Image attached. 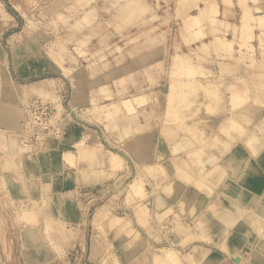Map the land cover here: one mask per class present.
Segmentation results:
<instances>
[{
  "label": "rangeland",
  "instance_id": "obj_1",
  "mask_svg": "<svg viewBox=\"0 0 264 264\" xmlns=\"http://www.w3.org/2000/svg\"><path fill=\"white\" fill-rule=\"evenodd\" d=\"M120 1L0 0V131L1 126H5L1 120L2 117L12 122L9 131L0 132V180L4 171L10 170L11 167L20 169L22 161L25 158L30 160L32 156H38L42 164L48 167L52 162L54 163L59 159L66 160L71 166L76 165L73 163L76 162L75 160L86 162L89 167L96 165L100 170L99 175H97L100 180L96 181L94 185L76 186L68 171H64L57 176L66 180L65 186H62L67 191H65L66 197H68V200L75 201L78 209L86 215L85 221L87 223L91 222L92 215H94L95 221H105L106 215L112 214L111 211L117 215L125 216L124 218L129 220H121L119 225H122V229H125L127 225L129 228L131 225L150 228V223H152L151 226L154 225L155 228L165 226L168 229L172 228V232L179 233L182 222H180L181 217L177 216L176 211H174L178 209L174 204L169 203L168 214L161 216L155 214L153 209L150 208L145 215L148 223L142 224L139 222L137 214L145 207L144 205L147 203L145 200L159 193L158 191L153 193V187L155 188V181L158 182L157 184H159V181L162 182V178L159 176L161 173L155 172L151 175L147 171L149 165L146 166L143 163L138 165L139 163L135 160L132 166L129 165L128 161H125L123 153L126 154V157H129L130 151H128V148L131 150L132 146L138 145L137 137L131 136L132 133L143 136L142 134L145 131L148 133L155 129L161 131V134L162 128H172L173 131L178 133L182 130L180 132L182 134L179 138L181 140L179 147H191L194 151L199 149L202 152L195 154L192 151L191 156L187 153V158L184 152L178 154V151H171L175 154L172 160L173 164L174 166L176 163L181 164L183 167L185 158L188 161L186 168L188 167L187 170H190L189 174L191 175V171L194 174L199 173L200 165L197 162L199 158H205L207 154L216 155L219 158L224 154L226 151L225 146L221 145L219 149L221 141L231 140L232 145L236 142L243 144L247 142V140H240V132L232 131L231 134L234 137L232 140L231 136L219 130L223 119L229 117L230 114L240 122L244 128L243 133L259 135L264 140V76L257 75V73H264V20H262V24L259 22L260 18H257L259 12H264V1L258 0L259 2L254 3L253 0H241V2H245V6L250 3L249 7L255 13V15L252 12L249 15H243L241 9L244 7L241 6L244 3L239 1L241 3L239 5L238 0H209L208 5L203 4L204 1L202 0H186V2L185 0H145L150 9L147 15L154 14V19L150 18L147 23L143 22L135 27L125 29L124 36H119L121 34H117V31L111 25L116 21L114 11ZM85 2H93L92 5L95 7L94 16L87 21L82 20L80 17L89 5L83 6ZM254 5H257L259 9L258 7L255 9ZM205 6L212 10L213 7L215 9L218 6L217 10L215 9L216 14L213 13L214 10L208 13L209 17L213 18L212 21L207 18L202 29L205 35L201 39L190 41V44H188L182 37L183 31L180 21L186 17L185 15L202 13ZM225 8L229 9L227 13ZM222 10L224 11L222 12ZM228 15L230 16L228 17ZM251 15L256 17L254 18ZM109 19H111L110 22H114H111L108 26L105 22ZM242 19L245 24L244 22L240 23L243 21ZM230 23H232L231 26H228ZM236 27L239 28V31ZM240 27L241 30H245V33H242ZM244 27L245 29H243ZM212 30L213 32H211ZM85 33L89 35L86 42L76 44L79 39H85ZM154 36H159L164 48V56L156 62L158 67L149 66L156 61V58L152 56L151 59L146 58L147 68L142 69L140 73L138 71L131 73L122 71L123 65L125 67L128 64L135 65V62L138 65V57L135 56L139 54L140 46L146 47L148 52L154 50L155 43L152 39ZM213 36H219V39L225 37L230 39V42L233 41L231 43L233 49L231 53L217 52L213 50L210 43L211 48L209 47L208 50L203 52L198 49L202 42H210ZM75 45L78 46V50L75 49ZM181 47L184 52L190 54L192 52L190 61L198 66L197 73H188L191 75L189 78L195 75L196 79L193 81L202 82L206 88L202 91L192 92L188 89L189 86L183 82H188L189 79L183 81L178 79L179 81L177 80L174 89L176 94L172 97V104H170V99L168 100L169 65L172 62V56L176 51L180 52ZM58 50L63 53L61 54V65H65L68 70H65L56 62L60 58ZM151 55H153V52ZM59 68H61V71ZM113 68L115 71L112 70ZM154 68H157V71L159 70L161 73L149 71L155 70ZM187 69L188 67H183L181 71L186 73L188 72ZM65 81L67 84H65ZM67 86H69V89H67ZM207 88L208 91H206ZM234 92L242 95V97L245 96L243 104L241 103L237 107L230 103L231 93ZM140 93H146L148 97L144 98L140 104L134 102V111L123 110L116 115L113 114L112 118L103 115L105 111L110 109L113 101L119 103L122 98H131L133 95ZM33 100H40L55 109L54 113L52 110L51 115L53 117L51 120L53 119L54 124H61L62 129L60 132L63 131L61 136L51 132L49 126H46L47 129L44 130L43 126L32 122L26 104ZM2 105L7 108V111L2 112ZM93 105L105 106L92 109ZM170 107L173 114L167 115L168 112H171L168 111ZM79 120L86 122L85 125L88 128L97 130L101 136V141H97L100 150L96 153L97 155L84 159L78 156L75 149L68 147L66 151L72 152L74 155L71 160H68L62 152V149H64L62 140H64L70 126L76 125ZM25 123L31 127L29 126V128ZM186 123L190 126L193 125L192 128H194L188 130ZM56 125L51 126L52 129H55ZM124 127L131 129L124 133ZM28 128L30 131H28ZM42 133L48 134L43 135ZM3 134H5V137ZM163 138L170 145L171 139L176 138V136L166 135ZM86 143L88 142L86 141ZM23 144L29 150L28 153L18 152L22 147L24 149ZM161 144L160 151L163 153L166 144L163 145V142ZM110 153L118 155L117 159L119 158L128 165H126L123 172H117L118 168L111 166V164L109 172L105 171L106 159L110 163ZM29 154L31 156L28 157ZM179 156L183 159L178 160L176 157ZM211 164L208 160L203 166L205 165L208 169ZM213 170L208 174H205L203 170L201 172L202 177L196 178V181H191L192 183L189 185L194 186L197 191H201L207 186L203 184L208 183L207 180L213 174H216L219 169ZM175 176L179 177L181 182H184L180 175ZM135 177H137V180L134 181L137 182H133V184L140 185L141 183V186L143 185L149 194L141 198L140 195L142 194L132 191L128 195V200H126L127 192L119 185L122 182L128 183ZM148 178H152V182ZM208 187L210 186L208 185ZM208 187L206 190L211 192ZM133 194L136 195V198ZM44 204H46L45 201ZM100 205H106L104 207L109 212H105L106 209H100ZM9 207L14 208L18 212L17 214L20 215L19 219L26 222L25 215L27 209L30 208L22 202L11 204L7 201L4 195V184L0 182V209ZM36 208L38 207L36 206ZM97 211L102 212V214L95 217ZM103 213H106V215ZM44 225L45 236L52 244L56 240L54 239L55 234L60 237V240L65 239L63 234L60 233L63 226L58 220L45 216ZM35 234L34 232L28 233L32 239H35ZM164 234L166 235V232L160 234V238L154 236L158 245L162 243L161 241H165L163 239L165 238ZM39 241L35 239L37 245ZM188 241H190L189 238L185 239L184 243ZM172 242L173 246H170L179 253L176 242ZM114 264H117V262L115 261Z\"/></svg>",
  "mask_w": 264,
  "mask_h": 264
},
{
  "label": "crops",
  "instance_id": "obj_2",
  "mask_svg": "<svg viewBox=\"0 0 264 264\" xmlns=\"http://www.w3.org/2000/svg\"><path fill=\"white\" fill-rule=\"evenodd\" d=\"M226 10L229 11L228 8H225ZM152 39L155 43L154 50L148 52L146 47L140 46V52L136 56L138 65L136 63L126 67L123 65L122 71L131 73L139 70L140 73L147 66L146 58L151 59L152 56L156 58V61L149 66H154L158 60L162 59L164 56L162 41L160 42L159 36H154ZM152 52L153 55H151ZM59 69L61 71V68ZM154 69L149 71L161 73L157 71V68ZM112 70L115 71L114 68ZM107 71L109 72V69ZM65 84H67L66 81ZM85 123L79 120L76 125L70 126L62 141L64 150H68L72 142L81 137H85L88 143L95 145L97 141H101L97 130L87 128ZM142 135L133 133L131 136L137 137L144 145L138 142L136 146L131 145V150L128 148L129 157L123 153L129 165L132 166L134 160L141 165L134 152L139 147V154L143 151L148 154L146 146L148 143H152L155 147L153 155L164 156V163L173 160L174 154H170L169 145L164 140L161 131L156 129L148 133L145 131ZM162 142L166 144L163 153L160 151ZM75 161L76 165L71 166L66 160L59 159L48 167L42 164L38 156H32L30 160L25 158L22 161L20 169L11 167L10 170L2 173L0 182L4 184V195L7 201L11 204L22 202L30 209H27L25 215L26 222L19 219L20 215L14 208L0 209V264H114L115 261L117 264H153L150 250L156 249L155 246L158 244L154 239L155 227L151 226L152 223L150 228L131 225L129 229H121L118 226H110L104 220L95 221L94 215L91 217V222L87 223L86 215L78 209L75 201L68 200L66 190L62 187L65 186L66 180L59 178L58 174L64 171L70 172L73 183L78 187L94 185L100 180L97 178L100 172L98 166L89 167L86 162ZM108 161L106 159V172L110 170ZM215 163L218 164L219 170L208 179L205 188L197 191L194 186L187 185L179 193L188 203L191 202L190 209L187 208L186 212L174 210L177 216L181 217L180 222L188 233L195 232L205 236V239L198 237L185 244L182 240L189 236L186 237L185 234L177 236L172 233V239L177 240L178 243H176V248L185 258L192 256L196 261L202 254H206L217 260V257L225 258L230 264H264V243L257 240L258 232L256 227L251 225L252 221L258 219L259 213H262L258 204L264 205V147L257 156H253L245 144L236 142ZM159 176L163 181V177ZM148 179L152 182V178ZM208 185L212 188V192L206 190ZM174 192L167 194L161 191L158 193L163 207L169 206V203L175 205L176 189ZM42 205L45 207L43 208ZM167 211L165 209L161 215L168 214ZM153 212L155 213L154 210ZM45 216L58 220L62 224L63 228L60 229V233L65 239L60 240L57 234H55L54 239L56 240L53 244L47 239L44 231ZM232 216L236 217V220ZM169 229L172 231V228ZM29 232L36 233L37 238L35 239L40 240L38 245L34 238H30ZM185 258H182L184 264H194L189 261V258Z\"/></svg>",
  "mask_w": 264,
  "mask_h": 264
},
{
  "label": "bare ground",
  "instance_id": "obj_3",
  "mask_svg": "<svg viewBox=\"0 0 264 264\" xmlns=\"http://www.w3.org/2000/svg\"><path fill=\"white\" fill-rule=\"evenodd\" d=\"M93 1H95L96 2V0H93ZM120 1V0H119ZM181 1V0H180ZM189 1V0H188ZM192 1V0H191ZM193 1H197V0H193ZM202 1H204V3L203 4H209L208 2H209V0H202ZM239 1L241 2V0H238V3H239ZM262 1H264V0H262ZM90 2V1H89ZM89 2H85L84 3V5L83 6H85V5H87V4H89L88 5V7L86 8V10H85V12H84V14L83 15H81L80 17H81V19L82 20H91V18L94 16V14H95V7L92 5V3L93 2H91V3H89ZM185 2H186V0H185ZM228 2V1H227ZM231 2V1H230ZM253 2L254 3H256V2H259L258 0H253ZM109 3V2H108ZM108 3H105L106 5L108 4ZM241 3H244V4H242V6L241 7H244V8H242L241 10H242V12H243V15H249V14H251V12L253 13V11H251V7H249L251 4L249 3V5H247V6H245V2H241ZM241 3H239V5L241 4ZM2 4V3H1ZM211 4V3H210ZM231 4V3H230ZM105 5V6H106ZM206 5V6H207ZM216 5H217V3H216ZM228 5V4H227ZM185 6V5H184ZM190 6V5H189ZM197 6V5H196ZM206 6H205V9H204V11L202 12V13H195V14H193V13H191V15H189V16H187V15H185L186 17L185 18H182L183 20L182 21H180V26H181V29H182V31H183V34H182V37H183V39H184V41L186 42V43H188V44H190V41H193V40H195V39H201V37H203L204 35H205V32L204 31H202V29L204 28V26H205V23H206V21H207V18L210 20V21H212L211 19L213 18H210L209 17V15H208V13L210 12V11H213V13L215 12V14H216V11H215V9L217 10V8H218V6H217V8L215 7V9H214V7H213V10L212 9H210L209 7H207L206 8ZM255 6V9H257V5H254ZM253 6V7H254ZM200 8H201V6H199ZM187 8L189 9V7H188V5H187ZM197 8H198V6H197ZM211 8H212V6H211ZM258 9H259V7H258ZM82 11V10H81ZM150 11V9H149V5L145 2V0H121L120 2H119V5L118 6H116V10L114 11V14H115V17H116V21L114 22V21H111V22H114L112 25H111V27L114 29V30H116L117 32V34H121V35H119V36H124V30L125 29H129L130 27H135L136 25H140V24H142L143 22L144 23H147L148 21H150V18L152 19H154V14H152V15H147V13ZM187 11V10H186ZM199 11V10H198ZM8 12V11H7ZM189 12V11H188ZM187 12V13H188ZM226 13L228 12L227 10L225 11ZM224 12V13H225ZM211 13V12H210ZM212 13V14H213ZM225 13V14H226ZM114 14H113V16H114ZM217 14H218V11H217ZM241 14V13H240ZM242 15V14H241ZM240 15V16H241ZM253 15H255V13H253ZM253 15H251L252 17H254ZM210 16H212V15H210ZM217 16V15H216ZM216 16H214V17H216ZM226 16H227V14H226ZM225 16V17H226ZM230 15H228V17H229ZM258 17L257 18H260L258 21L259 22H261L262 23V20H264V12L262 11V12H259L258 13V15H257ZM79 17V18H80ZM242 17V16H241ZM256 17V16H255ZM254 17V18H255ZM261 18H263V19H261ZM80 19V20H81ZM216 19V18H215ZM214 19V20H215ZM245 19V18H244ZM76 20H78V19H76ZM110 20L111 19H109V21H107V22H105L106 23V25H110ZM226 20H228V19H226ZM243 20V19H242ZM250 20V19H249ZM218 21V20H217ZM240 21H241V19H240ZM71 22V21H70ZM220 22H222V21H220ZM229 22H230V20H229ZM244 22V20L242 21V22H240V23H243ZM249 22V21H248ZM253 22H254V19H253ZM15 23V22H14ZM80 24V23H79ZM231 24L232 23H230L228 26H231ZM244 24H245V22H244ZM248 24V23H247ZM252 24V23H251ZM257 24H258V22H257ZM263 24V23H262ZM234 25V24H233ZM240 25V24H239ZM249 25V24H248ZM253 25V24H252ZM261 25V24H260ZM259 25V26H260ZM238 26V25H237ZM244 26V25H243ZM248 27V26H247ZM246 27V28H247ZM261 27V26H260ZM41 28V27H40ZM228 28V27H227ZM231 28V27H230ZM236 28H238V27H236ZM226 29V28H225ZM232 29V28H231ZM243 29H245V27L243 28ZM249 29V28H248ZM221 31H222V29H220ZM235 30V29H234ZM238 31H239V28L237 29ZM240 30H241V27H240ZM247 30V29H246ZM59 31V30H58ZM242 31V33H245V30H241ZM240 31V32H241ZM211 32H213V30L211 31ZM223 32V31H222ZM226 32V31H225ZM247 32V31H246ZM241 34V33H240ZM51 35V34H50ZM157 35V34H156ZM213 35H215L214 33H213ZM89 35L87 34V33H85V36H84V38L85 39H79L77 42H76V44H78V43H84V42H86V38L88 37ZM221 36V35H220ZM219 37V36H218ZM218 37H216V36H213V39H211L210 40V42H202L201 44V46H199L198 47V49H200V50H202L203 52L204 51H206V50H208L209 49V47L211 48V46L209 45V43L212 45V47H213V50H215V51H225V52H228V53H231V50H233L232 49V42H230V39H228V38H225V37H223V39H219ZM221 38V37H220ZM225 38V39H224ZM76 46V45H75ZM179 47V46H178ZM75 49H77L78 50V46H76V48ZM143 49V48H142ZM59 51V55H60V58L56 61L60 66H62V68H64L65 70H68L67 68H66V66L65 65H61V60H62V58H61V54H63L62 53V51L61 50H58ZM191 54H192V52H191ZM191 54L190 53H187V52H184L183 51V49H182V47H181V49H180V52L179 51H176V53L172 56V62H171V64L169 65L170 67H169V77H170V81H169V83H168V89H169V94H168V100H169V103L170 104H172V97L176 94L175 93V91H174V89L176 88L175 86H176V83H177V80L178 79H180V80H184V79H189L190 81H183L185 84H187L189 87H188V89H190L192 92H195V91H202V90H204V88H206V86L202 83V82H200V81H193L194 79H196V77H195V75H194V77H191V78H189L191 75L190 74H188V73H191V72H196L197 73V68H198V66H196V65H194L193 63H191ZM104 56V55H103ZM200 56V55H199ZM136 57V56H135ZM64 58V57H63ZM133 61V60H132ZM167 62V61H166ZM134 63V62H133ZM136 63V62H135ZM129 65V64H128ZM156 65V64H155ZM154 65V66H155ZM157 66V65H156ZM168 66V65H167ZM192 66V67H191ZM158 67V66H157ZM186 68V67H188V69H187V71L188 72H186V73H184V72H182V71H184L183 69H182V71H181V68ZM147 68V67H146ZM213 69H215V68H213ZM138 70V69H137ZM241 70V69H240ZM96 71V70H95ZM139 71V70H138ZM252 72H254V71H252ZM195 73V74H196ZM213 75V74H212ZM253 75V74H252ZM257 75H259V76H264V73H257ZM256 75V76H257ZM135 76H137V75H135ZM230 76V75H229ZM255 77V76H254ZM155 79V78H154ZM200 80V79H199ZM179 81V80H178ZM151 85V84H150ZM158 85V84H157ZM165 85V84H164ZM186 85V86H187ZM139 88V87H138ZM247 90V89H246ZM206 91H208V88L206 89ZM252 93V92H251ZM250 93V94H251ZM8 95V94H7ZM109 96V95H108ZM244 96V95H243ZM146 97H148V94H146V93H140V94H137V95H133L131 98H122V99H120V101H119V103L118 102H115V101H113L112 103H111V105H110V109H108L107 111H105L104 113H103V115H105L107 118H112L111 116H113V114L114 115H116V114H118L119 112H121V111H123V110H127V111H134V109H135V107L133 106V103L134 102H136V103H138V104H140V102L142 101V100H144V98H146ZM247 98H249V97H247ZM246 98V99H247ZM245 99V96L244 97H242V95H239V94H237V93H231V97H230V103L234 106V107H237V105H240L241 103L243 104V100ZM91 100V99H90ZM228 100H229V98H228ZM91 101H93V100H91ZM91 101H89V102H91ZM110 101V100H109ZM30 103V102H29ZM142 103V102H141ZM244 103H246V102H244ZM249 103V102H248ZM263 103V102H262ZM8 104V103H7ZM251 104V103H250ZM264 104V103H263ZM27 105V104H26ZM252 105V104H251ZM63 106V105H62ZM105 105H93L92 107V109H94V108H102V107H104ZM243 106V105H242ZM261 106V105H260ZM18 107V106H17ZM64 107V106H63ZM259 107V106H258ZM239 108V107H238ZM237 108V109H238ZM241 108V107H240ZM260 108V107H259ZM1 109H2V112L3 111H7V108L5 107V106H1ZM27 109V108H26ZM64 109V108H63ZM171 109V107L168 109V111H171L170 110ZM250 109V108H249ZM101 110V109H100ZM63 111V110H62ZM232 111V110H231ZM233 112V111H232ZM172 113V111L171 112H168V114L167 115H170ZM234 113V112H233ZM236 113V112H235ZM241 113V112H240ZM61 114V113H60ZM72 114V113H71ZM173 114V113H172ZM55 115V114H54ZM64 116V115H63ZM29 117L33 120V118L31 117V115L29 114ZM53 116H51V118H52ZM232 117V118H231ZM51 118L49 119V121H48V123H39V125H41V126H43V129L45 130V128L47 129V127L46 126H49L50 127V131L51 132H53V133H55V134H58L59 136H61V134H63V133H61L60 131H61V129H60V127H61V124L60 123H56V124H54V122H52V120H51ZM231 118V119H230ZM239 118V117H238ZM58 119V118H57ZM1 120L3 121V123H4V125L5 126H1V131L0 132H6V131H9L10 129L9 128H11L10 126L12 125L11 123V121L10 120H7L6 118H4V117H2L1 118ZM250 120V119H249ZM28 121V120H27ZM29 121H31L30 119H29ZM61 121V120H60ZM33 123H35L36 124V121H32ZM190 122V121H189ZM230 122V123H229ZM30 123V122H29ZM253 123V122H252ZM26 124V123H25ZM173 124V123H172ZM176 124V123H175ZM193 124V123H192ZM8 125V126H7ZM26 125H28V124H26ZM53 125H56L55 126V129L53 128L52 129V127L51 126H53ZM30 125H28V127H29ZM193 126V125H192ZM192 126H190L188 123H186V128L188 129V130H190L191 128H192ZM243 126H245V125H243ZM31 127V126H30ZM29 127V128H30ZM28 128V131H30V129ZM68 128V127H67ZM88 128V127H87ZM194 128V127H193ZM192 128V129H193ZM246 128V127H245ZM37 129H39V128H37ZM130 129L131 128H126V127H124L123 128V130H124V133L125 132H127L128 130L130 131ZM183 129V128H182ZM178 130V129H177ZM219 130L222 132V133H224V134H228V136H231V139L233 140L234 139V137L232 136V134H231V132L233 131V132H240V140L241 139H243V140H247V142L245 143V145L247 146V148H248V150L250 151V154L251 155H253V156H257L258 154H259V152L261 151V149H262V147H264V140H263V137H261V136H259V135H254V134H250V135H247V134H249V133H243V131H244V128L241 126V124H240V122L237 120V118L235 117V116H231V114H230V116L229 117H226V118H224L223 119V121L221 122V125H220V128H219ZM82 132V131H81ZM180 132H182V130L180 131ZM178 133V132H175V131H173V129L172 128H162V134H163V136H171V137H173V136H176V138H174V139H171V144L169 145V149L168 150H170V154H173L171 151H178L179 153L178 154H181V152H184L185 154H186V157L188 158V154L187 153H189L190 154V156H191V153H192V151L196 154L197 152H202V150L200 151L199 149L197 150V151H194V150H192V148L191 147H185V148H182V147H179L180 146V143H181V140L179 139L180 137H181V134L182 133ZM184 132H185V130H184ZM251 132V131H250ZM165 133V134H164ZM186 133V132H185ZM192 133V132H191ZM6 134V133H5ZM5 134H3L4 135V137H5ZM41 134V133H40ZM43 134V133H42ZM44 134H48V133H44ZM43 134V135H44ZM133 134V133H132ZM176 134V135H175ZM188 134V133H187ZM193 134V133H192ZM191 134V135H192ZM25 135H27V134H25ZM131 135V134H130ZM24 136V135H23ZM193 136V135H192ZM53 137H55V136H53ZM42 138V137H41ZM24 139H25V137H24ZM23 139V140H24ZM141 139V138H140ZM189 139V138H188ZM44 140V139H43ZM98 140V139H97ZM136 140H137V142L141 145V144H143L138 138H136ZM223 140V139H222ZM63 141V140H62ZM153 141V140H152ZM108 142V141H107ZM231 143H233L231 140H223V141H221V144L220 145H222V146H225V150H228V149H230L231 147H232V144ZM39 144V143H38ZM25 147H24V149H23V147H22V149L20 150V151H18V152H22V153H24V152H29V150L26 148V145L25 144H23ZM128 145V144H127ZM134 145V144H133ZM144 145V144H143ZM163 145H164V143H163ZM99 144L97 143L96 145L95 144H91V143H86V140H85V137H81L80 139H78V140H75V141H73L72 142V144H71V147L70 148H73V149H75L76 151L75 152H78V156L80 157V158H84V159H87V158H89V157H93V156H95V154L98 152V150H100L99 149ZM147 149H148V154H145V152L143 151L141 154H139V152H140V148L138 147L137 149H136V151L134 152V154L137 156V159H138V161L140 162V163H143L144 165H146V166H148V170L147 171H149V174H151V175H153V174H155V172H159V173H161L160 175L163 177V181L162 182H159V184H157L156 182H155V188L153 187V193L154 192H156V191H158L159 193L161 192V191H163V192H165V193H167V194H170L171 192H174V189H176V195H175V205L177 206V208H178V211H183V212H186V210H187V208H189V206H192L190 203H188L185 199H184V197H182V196H180V192H182L183 190V188H185L187 185H189L190 183H192L191 181H196L199 177L201 178L202 177V171L204 170V173L205 174H208L211 170H213V169H216V168H218V164L217 163H215V162H217V158H218V156H216V155H208L207 154V156H205V158H199L198 159V163H199V165H200V167H199V173H195L194 174V172H192L191 171V175L189 174V171L187 170V168H186V163H188V161H186L185 160V158H184V165H183V167L181 166V164L180 165H178L177 163L175 164V166H174V164L172 163V161H170V162H166V163H164V156L163 155H158V156H155V155H153V151H154V145L152 144V143H148L147 145ZM234 146V145H233ZM241 146V145H240ZM163 147V146H162ZM202 147V146H201ZM142 148V147H141ZM234 148V147H233ZM133 149V148H132ZM180 149H182L181 151H180ZM71 150V149H70ZM144 150V149H143ZM207 150V149H206ZM62 152H63V155L68 159V160H71V158L74 156L73 155V153L71 152H67L66 150H64V149H62ZM133 152V151H132ZM229 152V151H228ZM262 153V152H261ZM16 154V153H15ZM111 154V153H110ZM115 154H116V152H115ZM199 154H202V153H199ZM199 154H197V155H199ZM20 155V154H19ZM97 155V154H96ZM196 155V156H197ZM29 156H31L30 154L28 155V157ZM117 156L118 155H114V154H111V156H110V164H111V166H113V167H116V168H118L117 169V172H123L124 171V169H126V163H124L122 160H120L119 158L117 159ZM171 156V155H170ZM173 156H175V154L173 155ZM154 157V158H153ZM169 157V156H168ZM251 157V156H250ZM178 160H182L183 158H181L180 156L179 157H176ZM74 159V158H73ZM126 159V158H125ZM191 159H192V157H191ZM206 159V160H205ZM171 160H172V158H171ZM196 160H197V158H196ZM210 161L212 164V166L211 167H209L208 169L206 168V166L204 165L203 166V164H205V162L206 161ZM221 160V159H220ZM14 163H15V161H14ZM73 163H75V162H73ZM195 164V163H194ZM128 166V165H127ZM179 166V167H178ZM188 166V165H187ZM244 167V166H243ZM169 168V169H168ZM253 169V171H255V169L254 168H252ZM112 170V169H111ZM198 170V169H197ZM126 171V170H125ZM171 171V172H170ZM213 171H215V170H213ZM197 172V171H196ZM2 173V172H1ZM175 175H180V177H182V179L184 180V182H181V179L179 178V177H176ZM74 176V175H73ZM240 176V175H239ZM238 177V176H237ZM28 178V177H27ZM142 178V177H141ZM197 178V179H196ZM227 179V178H226ZM134 180H137V177H135V178H133L131 181H129L128 183H125V182H122L121 183V185H119V186H122V189L123 190H125L126 192H127V196H126V200H128V195H129V193L131 194L132 193V191H135V192H138V193H140V194H142V195H140L141 196V198H142V196H147L149 193H147V191L145 190V188H144V186L142 185L141 186V183H140V185H137V184H133V182H137V181H134ZM140 180V179H139ZM180 180V181H179ZM207 181H209V180H207ZM231 182V181H230ZM139 183V182H138ZM203 183V182H202ZM133 184V185H132ZM234 184V183H233ZM204 186L206 185L205 183L203 184ZM97 186V185H96ZM95 186V187H96ZM102 186V185H101ZM192 186V185H191ZM102 188V187H101ZM264 188V187H263ZM152 189V188H151ZM208 189L212 192V188H210V187H208ZM245 191V190H244ZM263 191V190H262ZM138 193H136V194H138ZM253 193V192H252ZM174 194H175V192H174ZM133 195H135V194H133ZM152 195V194H151ZM204 195V194H203ZM248 195V194H247ZM131 196V195H130ZM139 196V195H138ZM137 196V197H138ZM205 196V195H204ZM261 196V195H260ZM197 197H199V196H197ZM196 197V198H197ZM231 197V196H230ZM248 197V196H247ZM129 198H131V197H129ZM135 198H136V195H135ZM138 198H140V197H138ZM159 198L160 197H158V195H154V196H152V197H148L147 198V200H145V201H147V203L144 205L145 207L142 209V211L141 212H138V220H139V222L140 223H142V224H145V223H148V219L146 218V213L148 212V210H150V208L151 209H153L154 211H155V214H157L158 216H160L163 212H164V210L166 209V210H168V208H169V206H166V207H163L162 206V204L160 203V201H159ZM125 200V199H124ZM206 200V199H205ZM192 201V203H193V200H191ZM214 204V203H213ZM236 204V203H235ZM259 205V207L258 208H260L261 209V211H262V213H259V217H258V219L256 218V221H252L253 223H251V225L253 226V227H256V230H257V232H258V234H257V236H258V238H257V240L260 242V243H264V205H262V204H258ZM101 206V207H100ZM99 207H100V209H106L104 206H106V205H100ZM149 206V207H148ZM238 206H239V204H238ZM99 207H97V208H99ZM148 207V208H147ZM198 207V206H197ZM202 208V207H201ZM230 208V207H229ZM190 209V208H189ZM204 209V208H203ZM208 209V208H207ZM243 209V208H242ZM251 209V208H250ZM105 212L107 211V209L106 210H104ZM220 211V210H219ZM109 211H107V213H108ZM189 212V211H188ZM18 213V212H17ZM110 213H112V214H107L106 215V213H103V214H105L106 215V223L107 224H109L110 226H112V227H115V226H118L119 228H121L122 229V225H119V223H121V220H123V219H126L127 220V218H124L125 216H122V215H117V214H115V213H113V212H111L110 211ZM228 213V212H227ZM244 213V212H243ZM256 213V212H255ZM100 214H102V212H99V211H97V213H95V217H97L98 215H100ZM257 214V213H256ZM230 215V214H229ZM235 215V214H234ZM213 217V216H212ZM232 217H234V216H232ZM216 218V217H215ZM207 219V218H206ZM212 219V218H211ZM234 220H236V217H234ZM125 221V220H124ZM127 221H129V220H127ZM221 221V220H220ZM198 222H200V221H198ZM53 223V222H52ZM104 223V222H103ZM223 223V222H222ZM151 224V223H150ZM224 224V223H223ZM203 225V224H202ZM225 225V224H224ZM160 226V225H159ZM126 228H128V225H127V227ZM226 229V228H225ZM190 231V230H189ZM224 231V230H223ZM231 231V230H230ZM163 232H166V235H165V238H163L165 241H161L162 243L161 244H159V245H157V246H155L156 247V249H154L153 251H151V253H150V255H151V258H152V261H153V264H184L183 263V260H182V258L184 257L185 258V256L184 255H181V254H179L178 252H176L174 249L175 248H173V247H171L170 245H172V241H175L176 243H177V240H174V239H172V237H171V235H172V233L173 234H175V235H177V236H182L183 234H185L186 235V237H188L189 236V240H194V239H197L198 237H200V238H203V239H205V236H203V235H200V234H197V233H195V232H192V233H188L187 231H186V229H185V227H184V225L182 224L181 226H180V228H179V233H174V232H172L170 229H168L167 227H165V226H161L160 228H155V233H154V236H155V238H160V234H163ZM197 232V231H196ZM122 233V232H121ZM187 233H188V235H187ZM256 234V233H255ZM120 235V234H119ZM33 237V236H32ZM36 238V237H35ZM32 239V238H31ZM180 239V238H179ZM182 239H183V237H182ZM186 239H188V238H186ZM227 239V238H226ZM185 240V239H184ZM184 240H182L183 241V243H184ZM221 240V239H220ZM233 240V239H232ZM227 241V240H226ZM179 242V241H178ZM180 242H181V240H180ZM199 242V241H198ZM142 243V242H141ZM254 243V242H253ZM178 244V243H177ZM186 244V243H185ZM227 245H228V243H227ZM253 245V244H252ZM173 246V245H172ZM40 247V246H39ZM147 247V246H146ZM246 249V248H245ZM217 250V249H216ZM39 248H38V253H39ZM179 251V250H178ZM142 252V251H141ZM25 253V252H24ZM37 253V254H38ZM219 253V252H218ZM183 256V257H182ZM237 257H238V255H237ZM189 258V261L190 262H194V264H215V263H217V264H230L229 263V261L227 260V259H221L220 257H217L218 258V260L217 259H215L214 257H209V256H207L206 254H202L201 256H200V258L196 261V260H194V258L192 257V256H189V257H187V258H185V259H188ZM215 259V260H214ZM239 259H240V257H239ZM234 260V259H233ZM241 260V259H240ZM243 260V259H242ZM255 260V259H254ZM238 261V260H237ZM117 262V261H116ZM236 262V261H235ZM16 263V262H15ZM136 263V262H135ZM257 263V262H256Z\"/></svg>",
  "mask_w": 264,
  "mask_h": 264
},
{
  "label": "built area",
  "instance_id": "obj_4",
  "mask_svg": "<svg viewBox=\"0 0 264 264\" xmlns=\"http://www.w3.org/2000/svg\"><path fill=\"white\" fill-rule=\"evenodd\" d=\"M43 105H46L45 107ZM49 106V108H48ZM49 104H44L40 100H33L32 102L27 104V111L33 118V121H36V123H48L49 119L51 118L52 110L53 113L55 112V109L50 107ZM51 108V109H50ZM50 109V110H49ZM62 129V127H60ZM63 133V131L61 132Z\"/></svg>",
  "mask_w": 264,
  "mask_h": 264
}]
</instances>
